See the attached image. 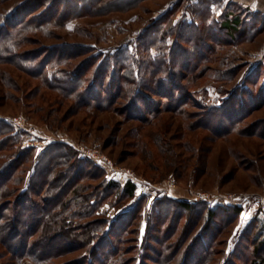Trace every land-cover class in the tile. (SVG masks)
<instances>
[{"label": "trees", "instance_id": "trees-1", "mask_svg": "<svg viewBox=\"0 0 264 264\" xmlns=\"http://www.w3.org/2000/svg\"><path fill=\"white\" fill-rule=\"evenodd\" d=\"M7 1L0 0V6ZM141 1L126 2L128 10ZM211 1L200 2L193 11L195 20L192 23L183 22L174 26L170 19L164 23L162 19L146 30L140 39V48L146 54L152 49H158L161 56L157 58L161 61L150 60L143 63L125 55L127 52H120L114 57L107 56L95 69L89 82L88 69L93 68L97 60L91 58L87 66L74 67L72 63L78 57L90 52H84L81 47L53 46L20 52L24 45L30 43L34 34L42 32L40 30L56 27L66 18L74 17L62 10L60 0H28L0 22V63L11 64L34 78L41 79L45 88L60 94V99L74 102L73 114L81 111L95 114L117 112L125 120L140 122L144 126L166 114L188 121L190 123L186 126L187 130L198 133L201 139L199 147L192 142L187 143L188 152L198 157V153L208 152V143L245 132L246 130L239 129L251 112H248L244 102H240L238 107L236 104L231 105L233 102L229 101L220 107L203 108L193 101L194 96L190 90L207 77L206 73L213 72H207V66L217 55L216 48L254 40L264 31V17L259 14H255L251 22L243 21L242 13L239 14L238 10L227 11L215 19L211 15L210 7L214 3ZM231 5L238 9L234 4ZM199 20L200 26L197 24ZM160 23L162 26H158ZM171 39L174 42L170 48L169 43H166ZM163 52H166L164 56ZM179 54L184 57L178 58ZM57 67L62 69L59 73L62 77H48V72ZM136 67L137 74L132 72V68ZM230 71L229 77L236 70ZM262 87L259 99L264 98V86ZM122 102L125 104H121ZM194 108L200 111L192 112ZM241 111L246 113L239 114ZM225 125L228 127H224ZM200 131L206 132V135L201 136ZM27 135L25 131L15 132L14 128L0 121V153L14 151L20 143L18 138ZM162 145L159 142L160 152L170 155V150L166 153L164 147L167 149L172 146L167 142L164 147ZM15 151L11 156L12 160L0 169V231L4 230L8 236L7 239L0 236V242L10 260L15 263L31 259L35 264H53L66 255L90 247L87 255L71 264H136L139 261L140 264H174L181 254L183 264H212L220 255L216 247L219 246L218 238L225 234L223 229L241 213L240 209H235L231 215L224 213L226 216L220 217L219 212L207 210L206 228L193 238L182 253L189 236L204 218V210L196 213L197 206L186 201L169 198L156 200L146 216L148 243L145 247L149 254L138 255V259L136 257L134 260L128 259L132 249L125 248V245L131 242L129 237L138 233V230L132 228L140 219L142 201L133 210L119 214L112 221L96 214L100 206L116 194L119 204L133 199L136 192L133 183L128 182L122 186L117 182L103 180L97 187L102 193L98 194L97 190L87 193L92 188L85 183L99 180L101 167H94L92 162L80 160L75 150L68 145L54 143L36 157L30 183L25 191H20L28 166L33 160L34 149L22 148ZM180 157L182 156H176ZM200 159L205 164V158ZM176 160L175 157L173 161L166 159V163L169 167H175ZM13 194L18 196L11 201L8 198ZM9 207H13L12 213L5 216L10 211ZM195 214L196 219L192 221ZM186 216L188 222L180 238L171 242L179 230L180 221ZM4 218L7 219L5 223ZM69 221L77 225L72 226ZM46 226H54L56 234L53 237L39 235ZM84 234L89 241L74 239ZM255 236L247 264H264L263 230L257 231ZM249 248V245H245L243 251H249ZM226 264L234 263L230 260Z\"/></svg>", "mask_w": 264, "mask_h": 264}, {"label": "rangeland", "instance_id": "rangeland-1", "mask_svg": "<svg viewBox=\"0 0 264 264\" xmlns=\"http://www.w3.org/2000/svg\"><path fill=\"white\" fill-rule=\"evenodd\" d=\"M27 1L8 0L0 6V22ZM60 1L62 10L74 17L66 18L56 27L40 30L42 32L34 34L30 38V43L24 45L20 52L53 46L81 47L84 52H90L78 57L72 64L74 67H81L87 66L91 58L97 60L96 65L88 69L87 79L90 82L101 62L107 56L114 57L120 52H127L125 55H130L143 63L150 60L161 61L157 58L161 56L158 49H152L146 54L140 48V39L146 30L162 19L163 23L169 22L170 19L174 26L183 22L192 23L195 20L193 11L203 0H142L129 10L127 7L129 0ZM211 2H214L210 7L211 15L215 19L227 11L240 12L227 0ZM254 16L252 12H242L243 21L251 22ZM161 24L158 26H162ZM197 24L200 26L201 21L199 20ZM173 42L174 39L167 40L166 45L169 43L168 47L171 48ZM216 50L217 55L207 66L208 69L206 68L207 72L208 70L213 72L206 73L207 77L190 90L194 96L193 101L208 109L223 106L229 101L233 102L231 105L236 104L237 107L240 106V102H244L251 115L249 114L248 119L240 126L239 130H246L245 132L234 133L208 143L206 147L209 148L208 152L203 153L204 155L198 153V157L188 152L187 143L192 142L194 146L199 147L201 142L198 133L187 130L186 126L190 123L188 121L166 114L159 120H153L152 124L144 126L140 122L125 120L117 112L95 114L81 111L73 114L74 102L60 99V94L45 88L41 79H36L11 64L1 62L0 121L14 128L15 132H27V136L18 138L20 143L15 150L34 149L33 160L28 166L20 191H25L30 183L36 157L49 145L63 143L75 150L77 158L92 162L94 167L102 169H99L101 171L99 180L85 183L92 188L87 193L97 190L103 180L117 182L122 186L131 182L136 186L133 199L119 204L116 194L110 201L101 205L96 214L112 221L119 214L133 210L142 201L140 219L132 228L138 230V233L129 237L131 242L125 245V248L132 249L127 256L128 259L134 260L136 257L138 259L139 256L149 254L146 251L148 243L146 216L156 200L169 198L194 204L197 206L196 213L204 210V218L196 231L189 236L182 253L192 243L193 238L206 228L207 210L219 212L220 217H223L225 214L231 215L235 209H240V215L223 229L225 234L218 238L219 246L217 245L216 251L220 252V255L212 264H226L230 260L234 264H247L256 232L260 230L264 232V98L259 99L264 86V31L254 40H244L236 46L226 48L219 46ZM165 54L166 52H163L162 55ZM183 57V54H179L178 58ZM26 66L29 67V64ZM231 69L236 71L229 77ZM60 71L62 69L59 67L50 70L48 77H62ZM133 71L137 74L138 68H132ZM191 111L200 110L194 108ZM244 113L246 111L239 114ZM200 135H206V132L200 131ZM159 142L163 144L162 147L166 142L172 146L167 149L164 147L166 153L170 150V155L160 152ZM15 150L0 153V169L12 160L11 156ZM97 154L99 157L109 159L114 168L100 161L101 159L93 161L92 158L94 159ZM175 154L182 157L176 158ZM174 157L177 159L176 166L169 167L166 159L173 161ZM200 158H205V164ZM171 180L176 181L172 188L168 186ZM97 193L102 192L97 190ZM203 194L207 195V202L198 200ZM17 196L18 194H13L8 199L14 201ZM9 208L10 211L5 216L13 210V207ZM196 216L197 214L191 220H195ZM3 222H7V219L4 218ZM69 222L72 226L77 225L73 221ZM187 222V216L180 221L179 230L171 242L174 243L180 238ZM5 234L4 230L0 231V236L7 239L8 236ZM55 234L54 226H46L39 233L42 237L50 238ZM86 234L74 239L89 241ZM68 235L72 237L71 233ZM151 245L155 247L154 243ZM245 245L250 246L249 251H243ZM89 248L66 255L53 264H71L81 256L87 255ZM182 257L181 254L174 264H183ZM0 264L35 263L31 259L15 263L10 260L0 242ZM136 264H140V261Z\"/></svg>", "mask_w": 264, "mask_h": 264}, {"label": "crops", "instance_id": "crops-1", "mask_svg": "<svg viewBox=\"0 0 264 264\" xmlns=\"http://www.w3.org/2000/svg\"><path fill=\"white\" fill-rule=\"evenodd\" d=\"M227 1H229L231 4H234L240 10V13L246 11V12H252L254 14H259L262 17H264V0H227ZM232 17L233 16L231 15V18Z\"/></svg>", "mask_w": 264, "mask_h": 264}, {"label": "built area", "instance_id": "built-area-1", "mask_svg": "<svg viewBox=\"0 0 264 264\" xmlns=\"http://www.w3.org/2000/svg\"><path fill=\"white\" fill-rule=\"evenodd\" d=\"M99 159H101L100 161H104L105 163H107L108 165H110L111 167L114 168L113 163L111 161H109V159H107V158H105L103 156L99 157V155L97 154V155L94 156V159L92 158L93 161H96V160H99ZM175 185H176V181L175 180L169 181L168 186L170 188H172ZM198 200L201 201V202H205V201L207 202L208 201V197H207V195L203 194V195L200 196V198Z\"/></svg>", "mask_w": 264, "mask_h": 264}]
</instances>
